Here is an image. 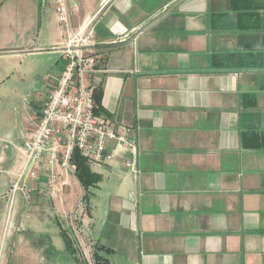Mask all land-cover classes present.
Returning <instances> with one entry per match:
<instances>
[{
	"label": "crops",
	"instance_id": "crops-1",
	"mask_svg": "<svg viewBox=\"0 0 264 264\" xmlns=\"http://www.w3.org/2000/svg\"><path fill=\"white\" fill-rule=\"evenodd\" d=\"M69 4L75 28L98 14L100 115L132 127L136 153L90 169L87 191L60 166L50 188L44 157L31 201L10 196L63 37L55 0H0V264H47L49 211L77 264L101 248L110 264H264V0Z\"/></svg>",
	"mask_w": 264,
	"mask_h": 264
},
{
	"label": "built area",
	"instance_id": "built-area-1",
	"mask_svg": "<svg viewBox=\"0 0 264 264\" xmlns=\"http://www.w3.org/2000/svg\"><path fill=\"white\" fill-rule=\"evenodd\" d=\"M55 1L63 37L56 49L64 67L57 85L40 110L30 139L18 147L22 157L20 169L9 173L0 168V175L9 173L10 196L22 194L27 202L32 198L29 182L38 178L45 161L48 185L57 189L60 176L57 168L76 170L72 163L75 151H79L89 168L94 170L113 161L120 151L135 154L137 149L136 141L131 137L132 127L117 126L109 118L95 113V89L91 79L100 62L95 32L98 14L75 28L69 0ZM111 143H115L114 148L109 147ZM134 166V161H127L128 168L135 171ZM82 204L80 201L78 206Z\"/></svg>",
	"mask_w": 264,
	"mask_h": 264
},
{
	"label": "rangeland",
	"instance_id": "rangeland-1",
	"mask_svg": "<svg viewBox=\"0 0 264 264\" xmlns=\"http://www.w3.org/2000/svg\"><path fill=\"white\" fill-rule=\"evenodd\" d=\"M40 63L43 64L44 61H41ZM37 72L40 73V75H44V70H42L41 66L39 67ZM15 77H16V79H19L18 78L19 76L17 74H16ZM35 84H37V82ZM35 88L36 87H34V89ZM50 214L53 217V221H54V223H52V228H53L52 237L50 236V238L52 239L53 245L57 248V250H51L53 248V246H51V247L48 246L49 250H48V252L46 254V256H47V264H77L76 260H75V257L68 256L66 254L67 250L65 251V249H64L65 248V243H64V240H63L62 236L58 232V231H60V229H59L60 227L58 225V222L56 221V219L58 218V214L55 213V211L52 212V213L49 211V216H50ZM46 228H49V227H46ZM63 229H65L67 231V233H68V236H69V238L71 240V241L69 240V244L71 245V248H72L71 252H73V254L75 255L76 246L74 245V243H75L76 240H75L74 233L66 225H63ZM40 240H42L44 242H48L47 241V237H41Z\"/></svg>",
	"mask_w": 264,
	"mask_h": 264
},
{
	"label": "trees",
	"instance_id": "trees-1",
	"mask_svg": "<svg viewBox=\"0 0 264 264\" xmlns=\"http://www.w3.org/2000/svg\"><path fill=\"white\" fill-rule=\"evenodd\" d=\"M94 98H95V103H96V111L95 113L97 115L101 114V109H100V94L97 92H94ZM72 163L76 167L75 170V175L84 187V189L87 191L91 186H94L98 182H100L101 177L95 173H93L89 166L87 165L86 160L81 156L79 151L74 152L73 160ZM68 248L71 249V245L69 244V240H67ZM101 249H96L94 252V260L95 264H110L109 260L102 254Z\"/></svg>",
	"mask_w": 264,
	"mask_h": 264
}]
</instances>
